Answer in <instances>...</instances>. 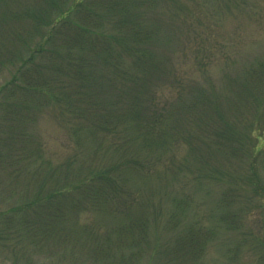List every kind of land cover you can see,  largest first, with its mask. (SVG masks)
Masks as SVG:
<instances>
[{
	"label": "rangeland",
	"instance_id": "rangeland-1",
	"mask_svg": "<svg viewBox=\"0 0 264 264\" xmlns=\"http://www.w3.org/2000/svg\"><path fill=\"white\" fill-rule=\"evenodd\" d=\"M159 6L151 11L143 7L132 18L156 27L159 38L151 46L170 75L187 85L184 98L190 99L196 88L209 89L210 79L220 89L226 72L235 74L264 60V0H160ZM102 32L113 35L107 18ZM40 33L20 42L0 38V264H264V199L249 181L253 157L264 155V99L255 102L253 125L232 129L244 152L243 160L228 161L233 174L221 165L226 155L216 153L206 156L213 160L207 166L185 162L183 171H169L170 159L189 156V147L177 138L154 150L158 176L148 180L151 189L144 176L137 178L142 189L151 191L150 203L141 206L145 195L140 193L134 217L106 216L69 198L73 185H67L65 168H59L78 152L72 115L65 109L71 101L48 102L46 94L30 95L23 87L19 68L40 42ZM115 36L127 45L125 36ZM125 59L131 60L127 53ZM92 65L100 102V94H112V88L106 83L102 87L98 76L112 74L98 58ZM43 74L52 77L45 68ZM159 84L153 88L158 104L175 103L177 89L168 82ZM38 103L43 106L37 109ZM26 153L33 154L27 162ZM70 172L71 178L77 173ZM229 189L239 194L231 207L239 211L234 230L221 222L226 210L222 197ZM179 203L185 205L182 211ZM191 226L216 233L197 258H183L177 242Z\"/></svg>",
	"mask_w": 264,
	"mask_h": 264
},
{
	"label": "trees",
	"instance_id": "trees-1",
	"mask_svg": "<svg viewBox=\"0 0 264 264\" xmlns=\"http://www.w3.org/2000/svg\"><path fill=\"white\" fill-rule=\"evenodd\" d=\"M159 5L160 0H0L1 39L20 42L35 38L37 30L43 32L40 42L19 68L24 71L21 78L25 91L30 95L46 94L48 102L71 101L65 109L72 115L71 132L78 152L75 160L59 167L68 172L67 185H73L74 193L69 198L87 200L85 204L77 203L118 219L136 215L135 203L140 193L145 195L141 206L150 203L151 191L142 189L137 178L144 176L150 187L148 180L158 176L154 150L162 143L171 145L182 137L190 149L189 156L181 161L169 160L171 172L183 171L185 162L203 167L212 164L213 160L206 156L216 153L226 155L221 165L226 166L224 171L233 174L228 161L243 160L244 152L234 140L232 129L251 126L255 102L264 99V60H253L235 74L226 72L220 89L210 79L209 89L196 88L190 99L184 98L187 85L170 75L151 46L159 38L156 27L132 18L143 7L151 11ZM103 16L108 19L113 35L102 32ZM116 33L126 37V46L118 42ZM12 48L11 43V55ZM95 58L112 74L106 78L98 76L102 87L106 83L112 88V94H100V102L96 94L100 83L92 65ZM44 68L52 72V77L44 76ZM159 82H168L177 89L175 103L158 104L153 88ZM42 106L36 104V108ZM26 155V162L33 157L30 153ZM72 169L77 173L73 172L71 178ZM250 171L249 181L264 199V155L253 157ZM238 175L246 173L238 171ZM234 190L229 189L222 197L227 208L224 207L221 222L230 230L237 229L240 220L239 211L231 209L239 196ZM184 208L179 203V211ZM145 214V210L140 211V215ZM133 223L142 230L145 228L140 221ZM215 233L214 229L203 231L191 226L178 240L177 253L183 258L189 254L197 258Z\"/></svg>",
	"mask_w": 264,
	"mask_h": 264
}]
</instances>
